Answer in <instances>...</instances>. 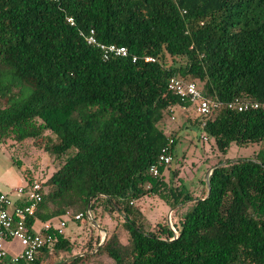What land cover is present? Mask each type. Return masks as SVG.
I'll return each instance as SVG.
<instances>
[{"label": "trees", "instance_id": "1", "mask_svg": "<svg viewBox=\"0 0 264 264\" xmlns=\"http://www.w3.org/2000/svg\"><path fill=\"white\" fill-rule=\"evenodd\" d=\"M90 30L128 56L104 60ZM173 76L211 100L264 102V0H0V143L14 154L48 136L57 161L29 226L66 212L84 223L78 241L51 229L50 244L14 264H264V153L226 158L231 144L264 148V112L200 116L167 90ZM169 105L189 106L184 127L213 140L209 193L206 180L198 193L175 172L167 181L169 164L148 172L168 137L172 158L180 140L164 126ZM151 194L173 209L171 225L148 228L137 201Z\"/></svg>", "mask_w": 264, "mask_h": 264}, {"label": "built area", "instance_id": "2", "mask_svg": "<svg viewBox=\"0 0 264 264\" xmlns=\"http://www.w3.org/2000/svg\"><path fill=\"white\" fill-rule=\"evenodd\" d=\"M66 21L69 25H74L71 17H68ZM83 37L88 45L99 49L104 60L128 56V51L123 46L98 42L93 30H90L87 34H83ZM137 59L136 56L132 57L133 61ZM142 59L145 62L154 61L151 57H144ZM166 88L178 96L181 101H189V106L200 116H207L213 110L222 106L237 112L248 110L264 112V102L262 101L234 99L225 103L219 100H211L201 94L195 83L187 82L174 76L167 81ZM189 106L169 105L167 111L170 120H175L177 109L185 111ZM172 143V137H168L167 144L163 148L157 162L150 165L148 172L153 177L159 176V166H166L172 161ZM41 189L42 183L39 180H34L31 184L25 183L16 188L12 192L14 197L0 192V264H14L21 260L32 261L36 252L44 245L52 242L53 237L49 233L51 229L56 230L58 233H64L69 220L78 221L82 218L81 213L72 215L70 212H66L61 218L57 219L56 225H53L52 222L42 223L41 228L38 230L34 229L33 224L29 226V220L34 218L38 203L42 198ZM11 240L18 241L22 247V250L16 255H9L4 246L5 242Z\"/></svg>", "mask_w": 264, "mask_h": 264}, {"label": "rangeland", "instance_id": "3", "mask_svg": "<svg viewBox=\"0 0 264 264\" xmlns=\"http://www.w3.org/2000/svg\"><path fill=\"white\" fill-rule=\"evenodd\" d=\"M188 117L193 118L196 116L189 110L182 111L177 109L175 112V120L171 121L168 115L164 123L167 130L172 129L178 131L180 135V140L176 145L175 155L172 158V162L166 167L164 176L167 181H170L173 179L172 173L175 172L176 177L173 179L175 183H177L179 179H182V189L190 192H197L201 189L202 180H206V173L210 169H207L208 166L213 162L211 155L213 140L211 138L204 139V137L200 136V132L198 133L196 131V133L189 128H185L184 123L187 121ZM47 141H50L48 136L41 142H37V144L28 142L22 147L14 150L16 158L22 161V168H19L17 164L13 163L11 158L12 155L14 156L13 151L11 153L12 149L0 143L1 193L10 194L14 197L12 192L22 185L20 180L23 177L24 170H30L34 178L39 181L44 180L55 170L57 161L54 159V156L45 149ZM258 150L264 153L263 147L261 148L255 145L238 147L235 144H231L226 153V158L230 161L249 158L253 155L252 153L254 151ZM137 205L140 206L145 215L148 228L152 229L158 220L162 221L165 219L167 221L168 215L171 222V213L169 209L154 195L144 196L137 201ZM188 207L189 206H181L177 209L176 213L181 216L187 211ZM81 223L82 224H78L73 220H69L65 227L64 235L68 236L69 239L73 241H78L83 235L84 223ZM90 224L92 225L91 222ZM97 230L102 239L103 233L99 229Z\"/></svg>", "mask_w": 264, "mask_h": 264}, {"label": "crops", "instance_id": "4", "mask_svg": "<svg viewBox=\"0 0 264 264\" xmlns=\"http://www.w3.org/2000/svg\"><path fill=\"white\" fill-rule=\"evenodd\" d=\"M20 181H21L22 185L25 184V180H24L23 177L21 178ZM57 219L55 218V219H52V220L46 221V222H52L53 225H56ZM46 222L35 221L33 223V227H34V229L38 230V229L41 228L42 223H46ZM75 222H77V221H75ZM4 246H5V248H6V250H7L9 255H16L22 250L21 245L16 240L7 241V242H5Z\"/></svg>", "mask_w": 264, "mask_h": 264}, {"label": "water", "instance_id": "5", "mask_svg": "<svg viewBox=\"0 0 264 264\" xmlns=\"http://www.w3.org/2000/svg\"><path fill=\"white\" fill-rule=\"evenodd\" d=\"M224 163H222L221 165H223ZM214 168H216V166H213V167H211L208 171H207V173H206V176H205V179H206V183H207V186H208V193H209V191H210V187H209V181H208V177H209V175L211 174V171L214 169ZM172 210L173 209H170L169 210V212L171 213L172 212ZM169 213V214H170ZM86 217H87V219L92 223V225L94 226V227H96L97 229H99L102 233H103V236H102V239H101V243L99 244V246L105 241V239H106V232L103 230V229H101L96 223H95V221H94V219H93V216H92V213H91V206H90V203H88V205H87V209H86ZM167 223L169 224V225H171V222H170V219H169V215L167 216ZM98 246V247H99ZM97 247V248H98ZM96 250V249H95ZM68 260H70V259H67L66 261H64V262H62V263H60V264H63V263H66Z\"/></svg>", "mask_w": 264, "mask_h": 264}]
</instances>
